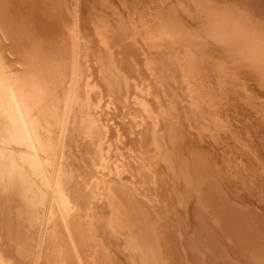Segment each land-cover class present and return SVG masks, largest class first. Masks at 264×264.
Returning <instances> with one entry per match:
<instances>
[{"label":"bare ground","instance_id":"obj_1","mask_svg":"<svg viewBox=\"0 0 264 264\" xmlns=\"http://www.w3.org/2000/svg\"><path fill=\"white\" fill-rule=\"evenodd\" d=\"M206 1L0 0V264H264V141L237 137L257 96L228 103L215 67L141 34ZM114 21L141 60L111 50Z\"/></svg>","mask_w":264,"mask_h":264},{"label":"rangeland","instance_id":"obj_2","mask_svg":"<svg viewBox=\"0 0 264 264\" xmlns=\"http://www.w3.org/2000/svg\"><path fill=\"white\" fill-rule=\"evenodd\" d=\"M206 2L208 3V0ZM76 4H78V2ZM228 5H230V7ZM209 6H212L214 8H218L222 11L230 13L233 16H235V17L237 16L240 19L243 18L242 20L249 23L253 28L264 30V0H212V4ZM77 8H78V5H76V11H77ZM247 19H249V21ZM200 25L201 24H199L198 22L196 24L186 25L179 31H172L169 34L170 37L165 36V35H163L164 36L163 37L162 35H160L159 32H154L152 30L150 31L146 27H144L145 30L142 31L141 34H144L143 37L146 38V40L148 41V45L150 47L149 48L150 54L151 55L153 54L152 56L156 59L160 58L159 60L162 59V61H167L170 58H172L174 56V54H173L174 49H172L170 47V43H175L178 46L177 50L179 52L185 53L186 56L188 55V57L193 59L194 62L197 63V65L199 67L204 68V69H214V67H215V75L218 74V77H217V78H219L218 81H220L224 85L225 91L228 90V91H226V95L229 97L228 103H231L230 100L232 102H235L236 100L239 99L238 96H241V94H237V93H239V90L241 87L247 88L249 90V92H251V94L254 97L257 96L258 101L256 99L255 101L257 102V104L254 101L255 103L252 102L253 105L252 104L246 105V107H247L246 113L249 114V112L254 111V113L257 114L260 111L259 114H262V116H263L264 115V107H263L264 106V98L262 96H264L263 95L264 94V86H262V85H264V79H259L257 76L253 75L251 72L246 70L244 67H242L238 63H236L234 60L230 59L225 54V51L222 48L217 47L214 44L204 40L199 34L200 33ZM112 31H113V33H112ZM106 35L108 37V41L110 43L111 50L116 48L112 51L117 53L118 57L120 59H122V64L124 66L128 65L133 59L141 60L142 57H140L139 53L137 52L139 50L137 49L136 45H134V42L136 40H138L137 39L138 33H134L132 30H130L128 28V23H123V22H116L115 23V21H114V23L110 26ZM151 51L154 53H152ZM215 59L224 60L227 62V64L224 66H217L215 64ZM216 72H218V73L216 74ZM223 72L224 73L226 72V73L224 74ZM228 82H229V84H228ZM236 83L237 84L241 83V84L238 85V89L236 87V89L234 88L235 90H233V86ZM255 83H257V84H255ZM260 84L262 86V90H261ZM250 85H252V86L254 85V86L251 88ZM258 87L260 88V92L259 91H257V92L259 94H261L260 96L257 92L254 93V91L259 89ZM228 88L231 91H229ZM251 90L252 91L254 90L253 93ZM231 93H232V95H231ZM212 95L213 94L209 93V95L206 96V99L207 100H212V99L214 100L215 97H214V95L213 96ZM232 96L235 99L232 100V98H231ZM258 104H260V106ZM254 105H255V107H257V109L255 108L256 110H258L257 112L254 108H252ZM248 108H249V110H248ZM249 115L251 116L252 113H250ZM257 116H261V115L257 114L255 117H257ZM262 116L259 118L257 117V119H259V120H257V119L255 120V118H253V117H252L253 120H251V117H249L251 121H254V122H252L253 124L252 123L251 124L255 125L254 123H256L257 121H259L262 124L261 120L264 122V117L262 118ZM249 118H245V120H241L244 123L240 121L241 122V124H240V122H239V126L242 127V130L245 131V134H241L237 137L239 138V140L241 141V144H243V145H245L244 140L247 139V137H249V138L251 137V140H254V141L257 138H259L261 141H264V133L263 134L258 133L257 132L258 129L254 128L250 124L251 121L249 120ZM245 122L247 125L244 126ZM232 124H233V122L231 123V125ZM257 124H258V122H257ZM248 125H250V126H248ZM243 126H244V128H243ZM251 126L255 130H250ZM246 127H249L250 129L246 128ZM255 127H256V125H255ZM261 129H264V126H262ZM252 131H254V132H252ZM255 133L257 134V136L258 135L259 136L257 137ZM246 145H247V143H246ZM249 148H252V147L249 146ZM261 152L259 150L256 151L255 154H257V153H259V154H257L258 156L256 155L257 158L255 157V154L253 157H255V159H258V157H260V155H261ZM263 164L264 163L260 164V167L262 170L264 169ZM261 165L263 166V168ZM254 207H257V206L254 205ZM258 212H260V211H258ZM260 213L263 214L262 212H260Z\"/></svg>","mask_w":264,"mask_h":264},{"label":"clouds","instance_id":"obj_3","mask_svg":"<svg viewBox=\"0 0 264 264\" xmlns=\"http://www.w3.org/2000/svg\"><path fill=\"white\" fill-rule=\"evenodd\" d=\"M209 5L212 0H208ZM200 36L222 48L240 66L264 79V30L253 28L244 20L209 7L202 14Z\"/></svg>","mask_w":264,"mask_h":264}]
</instances>
